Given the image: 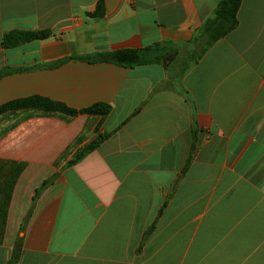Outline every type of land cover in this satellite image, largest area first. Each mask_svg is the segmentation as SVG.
Listing matches in <instances>:
<instances>
[{
  "label": "crops",
  "instance_id": "obj_1",
  "mask_svg": "<svg viewBox=\"0 0 264 264\" xmlns=\"http://www.w3.org/2000/svg\"><path fill=\"white\" fill-rule=\"evenodd\" d=\"M219 1L0 0V106L111 107L0 115V264L18 240L17 264H264V0H242L236 28L178 80L158 64L48 66L184 44ZM14 29L51 35L2 48Z\"/></svg>",
  "mask_w": 264,
  "mask_h": 264
},
{
  "label": "trees",
  "instance_id": "obj_2",
  "mask_svg": "<svg viewBox=\"0 0 264 264\" xmlns=\"http://www.w3.org/2000/svg\"><path fill=\"white\" fill-rule=\"evenodd\" d=\"M242 0H220L213 12L211 18L205 20L198 28L194 30L192 38L184 43L177 44L172 41H161L151 46L140 49H119L111 52L94 53L87 56L71 55L60 59L49 67H57L69 61H82L86 63H108L124 68H135L139 66L158 64L162 66L167 73L169 79L178 80L183 77L202 56L211 48V46L223 38L227 33L234 30L238 24L237 13L240 8ZM102 15V3L99 2L97 10L93 14L94 17ZM51 32L49 30L30 31L14 29L5 32L1 39V46L4 49H13L22 46L26 43L34 41H42L49 38ZM192 44L185 59L180 57L181 47L183 45ZM180 64L179 72H173V68ZM36 109L50 114H60L63 116H77L80 114L106 116L111 107L105 104H95L89 108L82 110L71 109L63 103L52 101L41 96H30L27 98L15 100L0 106V115L8 111L21 109ZM108 135H99L96 139L87 144L80 152H78L69 162L71 166L88 153L94 151ZM53 178L46 180L36 191L33 201L36 200L38 194L51 183ZM151 226L144 235L145 238L152 231ZM20 240L17 241L11 260L8 264H17L19 258Z\"/></svg>",
  "mask_w": 264,
  "mask_h": 264
}]
</instances>
